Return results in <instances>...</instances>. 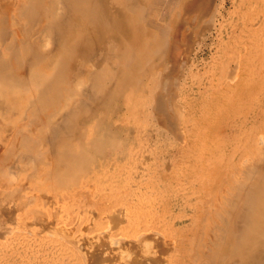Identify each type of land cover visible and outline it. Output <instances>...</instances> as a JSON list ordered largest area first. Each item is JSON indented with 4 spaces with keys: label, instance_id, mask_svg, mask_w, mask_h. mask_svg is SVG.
Instances as JSON below:
<instances>
[{
    "label": "rangeland",
    "instance_id": "1",
    "mask_svg": "<svg viewBox=\"0 0 264 264\" xmlns=\"http://www.w3.org/2000/svg\"><path fill=\"white\" fill-rule=\"evenodd\" d=\"M202 2V15L193 13L189 33L177 40L178 52L167 39L170 48L150 72H123L126 52L108 44L95 58L108 85L80 118L85 136L71 127L68 148L59 153L78 145L89 166L76 159L54 166L44 142L48 169L39 162L38 171L34 157L26 164L18 156L14 174H0V193L25 183L27 194L0 198V264H126L122 256L133 252L140 264H217L202 259L207 248L198 238L211 188L230 164L239 165V158L231 160L234 151H245L247 139L264 131V104L258 103L264 95V0ZM117 73L126 85L114 84ZM256 108L263 115L258 121ZM37 212L46 223H39ZM181 216L186 222L175 224ZM58 227L76 239L69 241ZM230 250L227 243L220 248L227 256Z\"/></svg>",
    "mask_w": 264,
    "mask_h": 264
},
{
    "label": "bare ground",
    "instance_id": "2",
    "mask_svg": "<svg viewBox=\"0 0 264 264\" xmlns=\"http://www.w3.org/2000/svg\"><path fill=\"white\" fill-rule=\"evenodd\" d=\"M202 6H205L202 0H0V138L7 141L0 144V174H14L10 169L17 166L14 163L18 156L22 162L27 157L30 160L34 157L37 162L33 161L35 165L32 166L38 171L39 162L48 169V156L42 149L44 142L51 145V153L56 159L52 162L54 166L59 160L69 159H76L79 164L83 160L85 166H89L90 159L82 155L78 145L69 147V154L59 153L68 148L71 127L77 133L82 131L84 126L79 123L80 118L91 111L87 109V103L97 102L99 93L108 85V76L95 58L108 44L126 52L120 62L123 72L129 71L130 75L150 72L159 64V54L163 56L166 48H170L169 40L174 41L172 53L178 52L177 40L185 39L192 14L202 15ZM121 80L126 85L125 77L117 73L114 84H122ZM143 85L152 88L147 82ZM263 96L258 100L259 106L264 104ZM256 109L252 115L258 121L263 115ZM80 136L75 137L79 139ZM247 140L248 148L240 153V149H236L231 157V160L239 158L241 167L230 164V172L220 177L208 196L207 214L198 242L206 246L201 253L202 259L210 260V263L260 264L262 261L264 264V131L260 130ZM18 141L21 147H17ZM115 142L111 143L116 145ZM61 143L65 148L62 146L59 150L57 146ZM20 167L18 169L22 170ZM4 185H0L2 191ZM5 189L0 198L6 195L9 199L14 193L27 195L25 183L13 188L9 185ZM41 217L40 213L35 216L37 220L41 219L39 223H46ZM185 222V216L175 220V224ZM56 229L69 236V241L76 239L70 228V231ZM148 237L147 240L143 238L149 242ZM147 242L143 241L144 247L151 244ZM225 243L231 249L229 256L220 251ZM147 252L144 254H149ZM133 253L127 255L130 257ZM127 255L122 256L126 264L131 261L140 264V258L136 260L137 254L131 256L135 259L130 261ZM141 257L144 259V255ZM193 261L198 262V259Z\"/></svg>",
    "mask_w": 264,
    "mask_h": 264
}]
</instances>
